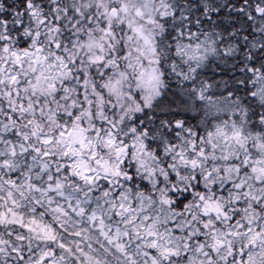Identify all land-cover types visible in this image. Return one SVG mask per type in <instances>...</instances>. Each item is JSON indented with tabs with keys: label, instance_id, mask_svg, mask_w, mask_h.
I'll use <instances>...</instances> for the list:
<instances>
[{
	"label": "snow or ice",
	"instance_id": "snow-or-ice-1",
	"mask_svg": "<svg viewBox=\"0 0 264 264\" xmlns=\"http://www.w3.org/2000/svg\"><path fill=\"white\" fill-rule=\"evenodd\" d=\"M0 264H264V0H0Z\"/></svg>",
	"mask_w": 264,
	"mask_h": 264
}]
</instances>
